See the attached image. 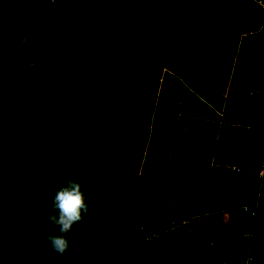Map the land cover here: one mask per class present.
Masks as SVG:
<instances>
[{
    "label": "trees",
    "instance_id": "16d2710c",
    "mask_svg": "<svg viewBox=\"0 0 264 264\" xmlns=\"http://www.w3.org/2000/svg\"><path fill=\"white\" fill-rule=\"evenodd\" d=\"M180 41L185 52L197 47V55L206 61L200 73L203 82L224 85L235 58L248 79H261L264 87V0H72L39 60L0 112V200L14 216L21 249L38 264H161L143 248L129 247L132 251L122 254L127 251L124 242L114 248L111 239L100 243L107 236L80 228L84 222L69 234L74 237L71 250L50 260L37 237L34 213L41 195L46 198L56 182L63 183L59 174L64 153L98 104L102 71L152 56L181 76L185 69L176 68L169 57ZM229 102L227 98L224 104ZM200 109L217 118L206 105ZM262 111L259 120L249 122L264 127ZM218 175L214 173L210 184L216 211L237 204L230 192L226 198L229 188ZM235 186L242 203L254 202L252 174H239ZM215 234L220 244L213 256L207 250L201 260L206 257L209 264L212 257H225L224 264H235L245 248L236 252L227 242L236 243L242 231L216 222ZM0 264H30L16 253L1 206Z\"/></svg>",
    "mask_w": 264,
    "mask_h": 264
},
{
    "label": "crops",
    "instance_id": "0c3cea01",
    "mask_svg": "<svg viewBox=\"0 0 264 264\" xmlns=\"http://www.w3.org/2000/svg\"><path fill=\"white\" fill-rule=\"evenodd\" d=\"M197 51L193 47L185 52L180 41L170 53L175 67L185 69L181 76L152 56L103 70L98 104L64 153L59 174L62 182L67 177L77 180L88 202V213L82 220L86 224L79 227L94 229L95 236H107L100 243L111 239L112 248L124 242L127 251L122 254L135 246L133 250L143 248L151 260L170 254L175 263L199 264L191 261L187 253L203 245L201 238L216 236V222L242 234L252 226L254 215L240 210L244 203L216 211L210 188L214 173L229 188V199L237 175L224 168L212 169L211 164L257 163L259 137L253 128L246 132L231 123L241 121L256 126L249 121L261 118L264 87L261 79H248L235 58H231L224 85L203 82L200 73L206 61ZM227 98L230 102L225 105ZM177 102L182 103L179 120L175 119ZM212 102H219V108L215 109ZM204 105L226 121L216 131L218 135L213 131V121L218 117L210 119L208 111L200 109ZM255 202L264 223V186L257 192ZM198 219L202 228L210 227L202 236L195 230ZM161 220L164 222L160 224ZM105 232L109 233L103 235ZM167 232L166 241L157 239ZM235 246L236 252L245 248L264 254L260 243L254 249L243 241H237ZM260 261L261 258L258 264Z\"/></svg>",
    "mask_w": 264,
    "mask_h": 264
},
{
    "label": "water",
    "instance_id": "95a60500",
    "mask_svg": "<svg viewBox=\"0 0 264 264\" xmlns=\"http://www.w3.org/2000/svg\"><path fill=\"white\" fill-rule=\"evenodd\" d=\"M72 0H0V112L9 103L60 25ZM16 253L38 264L20 247L14 216L0 200Z\"/></svg>",
    "mask_w": 264,
    "mask_h": 264
},
{
    "label": "clouds",
    "instance_id": "9594fccd",
    "mask_svg": "<svg viewBox=\"0 0 264 264\" xmlns=\"http://www.w3.org/2000/svg\"><path fill=\"white\" fill-rule=\"evenodd\" d=\"M217 117L218 120L213 121L214 123L213 131L218 135L216 131L218 130L220 131V129L226 125V121H222L221 116H217ZM217 122H219L220 126L218 129H215L214 126ZM231 125L235 129H242L245 131H248L249 129L256 127L264 129V127H260L259 125H256L255 127H251L250 124L241 121H234L231 123ZM262 133H264V130ZM256 136L259 137L258 134H256ZM259 145H260V139H259ZM259 159L260 156L257 160V163H255L252 166H246V165L244 166L234 165V166H237L240 169L244 167L252 168L254 166H257ZM214 165H217V167H214ZM225 165H232V164H225ZM211 167L212 169H220V168H224V165L213 163V165L211 164ZM232 173H235L237 176L241 173L252 174L254 176L253 172H246L243 169L240 170L239 172L234 171ZM263 186L264 183L257 185L255 179L256 195L257 192ZM255 201H256V197L253 203L250 204L244 203V205L240 207L241 212L244 213L245 211L246 214H248L249 216H253L256 208ZM243 206H246L247 210H242ZM87 213H88V202L86 195L82 190L80 183L77 180L72 179L71 177L65 178L63 180V183L60 186H58L54 190V192L48 195L46 198L43 195H41L40 202L34 213L35 228L37 231V237L41 241L43 247L47 250L50 260L54 257H64L71 250L72 241L74 237L69 234L73 233L74 227L82 222L84 216L87 215ZM200 229L201 227H199L198 230ZM215 241L216 244H214ZM259 241H260L259 242L260 247H262L264 245V237L260 236ZM219 244L220 241L217 239L216 236L208 237L200 248L198 247L191 248L187 253V256L189 259H191V261L195 260L197 261V263L201 264L203 261L201 260V258L203 257V253L207 252V250L209 253L211 249H214ZM191 251L197 253L199 257L196 258L190 255ZM263 258L264 257H262V259ZM212 259H214V257H212ZM252 259L253 257L251 256V254H246V255L244 254L243 256L240 257V259L237 262H235V264H251Z\"/></svg>",
    "mask_w": 264,
    "mask_h": 264
},
{
    "label": "rangeland",
    "instance_id": "374dc122",
    "mask_svg": "<svg viewBox=\"0 0 264 264\" xmlns=\"http://www.w3.org/2000/svg\"><path fill=\"white\" fill-rule=\"evenodd\" d=\"M113 25L117 27V24L113 23ZM224 94H226V93H224ZM230 139H233V138H230ZM232 180H234V179H232ZM233 185H235V184L234 183L231 184L233 190H230L229 191L230 194L232 193L231 194V196H232L231 198H233L234 200H237V204H240V203H242V201H241V193L237 189V187H234ZM232 203H233V201H232ZM237 204H235L234 207ZM251 221H252L251 222L252 226L249 229V231L248 232L246 231L245 234H241L237 240L240 241V242L243 241V243H249L250 248L251 249H254L259 244V242H260L259 241V236L260 235H264V225H263L264 223H263V219L262 218H259L258 213H257V208H255V214H254L253 217H251ZM163 222H164V220H161L160 221V224L163 223ZM200 222H201V219H198L197 222H196L197 223V228L195 230L199 234V236H202L203 232H205L207 230L209 231L210 227L204 225L203 228H202L201 225H200ZM199 227H201L200 230H198ZM179 233L180 232L178 231L176 233V235H178ZM168 237H169V233L167 232V233H162L157 239L159 241L160 240L166 241L168 239ZM205 241H206V239L204 240V238H201V242L200 243H204ZM214 244H216V241H215ZM200 245H202V244H200ZM234 246H235V242H230V247L232 248V250L235 247L237 248V245L235 247ZM261 249L264 250V245L261 247ZM210 251L212 253H214V249H211ZM243 253L244 254H251V256L253 257V259H252V263L253 264H258V261L260 260V258H261V261H260L259 264H264V258L262 259V257H264V254L261 255V253L259 251H257L256 253H251V252H249V251L246 250V251H243ZM244 254H241V256L244 255ZM160 258H161L160 259L161 264H179V262L178 263H175L174 257H172V255H170V254H163L162 256H160ZM224 259H225V257H222V258H216L215 257L214 259L211 258V260L209 261V264H224L223 263L224 262ZM197 260H199V259H197ZM203 261L205 262V264H208L206 257H205V259ZM181 262L182 261H180V263Z\"/></svg>",
    "mask_w": 264,
    "mask_h": 264
},
{
    "label": "built area",
    "instance_id": "2783aa9c",
    "mask_svg": "<svg viewBox=\"0 0 264 264\" xmlns=\"http://www.w3.org/2000/svg\"><path fill=\"white\" fill-rule=\"evenodd\" d=\"M257 3H260V1H257ZM181 104H182L181 102H177V105L175 107V110H176L175 119L176 120H179L181 118L180 114H179ZM219 126H220L219 122H217L214 127H215V129H218ZM262 130H264V129L257 128V127L253 128V132L255 134H258L260 137L259 139H260V145H261L260 159H259L257 166H254L252 168H247V167L242 168L246 172H253L254 173L257 185L264 183V133H261ZM214 167H217V165H214ZM224 168L228 171H231V172H234V171L239 172L240 170H242L239 167L234 166V165H224ZM242 210H247V207L243 206ZM190 255H192L196 258L199 257V255L197 253H194L193 251L190 252Z\"/></svg>",
    "mask_w": 264,
    "mask_h": 264
}]
</instances>
